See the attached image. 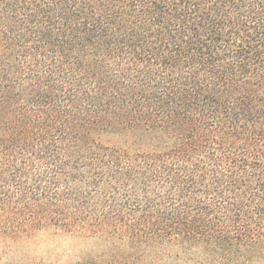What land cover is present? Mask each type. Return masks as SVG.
<instances>
[{
	"label": "trees",
	"instance_id": "16d2710c",
	"mask_svg": "<svg viewBox=\"0 0 264 264\" xmlns=\"http://www.w3.org/2000/svg\"><path fill=\"white\" fill-rule=\"evenodd\" d=\"M162 250L264 263V0H0V264Z\"/></svg>",
	"mask_w": 264,
	"mask_h": 264
},
{
	"label": "rangeland",
	"instance_id": "374dc122",
	"mask_svg": "<svg viewBox=\"0 0 264 264\" xmlns=\"http://www.w3.org/2000/svg\"><path fill=\"white\" fill-rule=\"evenodd\" d=\"M35 253L42 255L45 251L51 252L54 256H58L62 261H72L84 252L93 247L91 241L73 239L65 235H53L50 231H42L35 240ZM34 250V249H33ZM148 253L147 260L151 264H186L184 259H176L170 255H166L168 251H158V253ZM172 255L177 251L171 250ZM264 264V263H262Z\"/></svg>",
	"mask_w": 264,
	"mask_h": 264
}]
</instances>
